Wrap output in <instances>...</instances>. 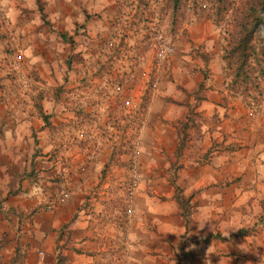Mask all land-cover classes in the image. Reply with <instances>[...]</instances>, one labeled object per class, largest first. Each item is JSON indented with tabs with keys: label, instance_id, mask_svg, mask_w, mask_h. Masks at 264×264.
<instances>
[{
	"label": "rangeland",
	"instance_id": "rangeland-1",
	"mask_svg": "<svg viewBox=\"0 0 264 264\" xmlns=\"http://www.w3.org/2000/svg\"><path fill=\"white\" fill-rule=\"evenodd\" d=\"M256 1L0 0V106L29 123L20 131L38 138L35 155L55 158L49 171L66 168L65 157L76 158L69 178L101 169L106 210L93 232L107 256L99 264L207 258L205 240L216 235H207L208 213L194 197L202 203L224 182L196 192L201 167L211 154L264 149V78L251 106L230 86L237 67L223 60L238 22L253 29ZM257 39L263 55L264 30ZM175 194L190 200L185 209Z\"/></svg>",
	"mask_w": 264,
	"mask_h": 264
},
{
	"label": "crops",
	"instance_id": "crops-1",
	"mask_svg": "<svg viewBox=\"0 0 264 264\" xmlns=\"http://www.w3.org/2000/svg\"><path fill=\"white\" fill-rule=\"evenodd\" d=\"M5 109L0 106V264H99L107 256L93 232V221L106 210L103 191L96 188L101 169L94 165L69 178L72 172L66 168L76 158L65 157L61 165L66 168L58 162L49 171L55 158L47 152L35 155L38 138L20 131L29 123L23 118L14 121ZM37 134L46 136L44 131ZM254 153L211 154L201 167L207 176L195 183L196 192L201 185L224 182L206 191L203 204L202 196L194 197L202 215L208 213L207 235L223 239L205 244L208 252L202 264H264V149ZM54 171L62 172L59 183L52 182ZM234 172L240 181L232 184ZM221 209L227 210L225 219L216 214ZM241 230L246 233L239 236ZM191 252L195 258L205 257L200 250Z\"/></svg>",
	"mask_w": 264,
	"mask_h": 264
},
{
	"label": "trees",
	"instance_id": "trees-1",
	"mask_svg": "<svg viewBox=\"0 0 264 264\" xmlns=\"http://www.w3.org/2000/svg\"><path fill=\"white\" fill-rule=\"evenodd\" d=\"M179 0H174L173 5H176ZM37 3H40V0H37ZM256 7H258L259 13L256 18H250V21H254L252 30H244L241 26L244 24V20L238 22L240 24L241 30L228 34L233 35L231 42L233 45L230 50L225 51V55L223 56V60L225 61L227 66L231 67V64L235 65L236 73L232 74L233 80L231 83V88L233 90L243 93L244 95L247 93L248 102L251 106L257 105L259 102V98L261 97V87L260 82L261 79L264 78V54L261 55L257 47L253 44V41L258 38L260 34V30H264V0H258L255 2ZM39 6V5H38ZM42 19L45 17L42 14ZM252 19V20H251ZM259 29V30H258ZM61 38L66 40V35L62 34ZM258 40V39H257ZM228 44L230 45V39L228 40ZM200 101L204 100L203 98H197ZM175 192H179V188L175 187ZM175 202L177 203L180 209H185L190 200L183 198L181 195L175 194ZM264 205V201H263ZM246 233L241 230L238 232L239 236L241 234ZM212 238V237H211ZM213 240H223L220 236L216 235ZM205 243H208V240H205ZM177 264H185L184 260H178Z\"/></svg>",
	"mask_w": 264,
	"mask_h": 264
},
{
	"label": "built area",
	"instance_id": "built-area-1",
	"mask_svg": "<svg viewBox=\"0 0 264 264\" xmlns=\"http://www.w3.org/2000/svg\"><path fill=\"white\" fill-rule=\"evenodd\" d=\"M22 60V56L21 55H17L16 56V61L18 62V61H21ZM43 259V257H42V255L40 256V260H42Z\"/></svg>",
	"mask_w": 264,
	"mask_h": 264
}]
</instances>
